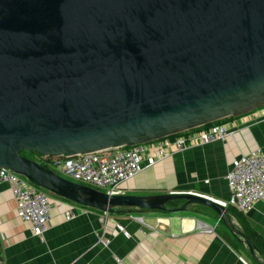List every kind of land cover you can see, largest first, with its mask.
<instances>
[{"label":"water","instance_id":"95a60500","mask_svg":"<svg viewBox=\"0 0 264 264\" xmlns=\"http://www.w3.org/2000/svg\"><path fill=\"white\" fill-rule=\"evenodd\" d=\"M262 107L264 0H0V169L77 206L107 215L200 206L264 264L216 200L108 195L19 154L133 147Z\"/></svg>","mask_w":264,"mask_h":264},{"label":"crops","instance_id":"0c3cea01","mask_svg":"<svg viewBox=\"0 0 264 264\" xmlns=\"http://www.w3.org/2000/svg\"><path fill=\"white\" fill-rule=\"evenodd\" d=\"M223 122H234L236 130L231 136L164 159L123 183L122 194L194 192L226 201L229 192L225 177L233 160L257 149L264 153V107ZM48 198V230L42 237H34L16 216L9 186L0 183L3 264H254L248 253L235 250L217 235L215 228H222L221 222L200 206L172 214L107 215L101 224L102 213L49 193ZM74 207L76 217L66 221L65 212ZM241 215L246 229L264 239V198ZM132 216L140 217L143 223ZM197 222L214 227V232L201 233Z\"/></svg>","mask_w":264,"mask_h":264},{"label":"built area","instance_id":"2783aa9c","mask_svg":"<svg viewBox=\"0 0 264 264\" xmlns=\"http://www.w3.org/2000/svg\"><path fill=\"white\" fill-rule=\"evenodd\" d=\"M225 119H231V117ZM225 119L204 128L193 129L133 147L107 149L70 157H39L38 162L46 169L52 170L73 183L108 195H119L122 194L123 183L164 159L187 148L222 141L227 136H231L236 130L235 124L223 122ZM225 180L229 196L226 201L218 202L242 214L251 210L264 198V153L257 149L248 155L235 158ZM0 183L9 186L19 221L27 226L32 236L42 237L48 230L50 219L51 203L48 193L25 177L3 168L0 169ZM77 213L78 210L75 207L70 208L64 214L65 220H72ZM106 216L107 214H103L100 217L101 224ZM131 218L138 223H143L138 216ZM196 228L203 234L214 232V227L201 222H197ZM107 244L108 242L104 243V245ZM0 264H3L1 259Z\"/></svg>","mask_w":264,"mask_h":264},{"label":"trees","instance_id":"16d2710c","mask_svg":"<svg viewBox=\"0 0 264 264\" xmlns=\"http://www.w3.org/2000/svg\"><path fill=\"white\" fill-rule=\"evenodd\" d=\"M222 121V120H220ZM220 121H217L215 123H219ZM211 124H208V125H205V126H202V127H199V128H204V127H207ZM21 156L27 158V159H30L32 161H37L38 162V156L32 152H25V151H21L19 153ZM39 163V162H38ZM42 166L43 168L46 169V167H44L43 165H40ZM43 191V190H42ZM45 192V191H44ZM170 206V205H169ZM172 207V206H171ZM203 208V207H202ZM87 209V208H85ZM206 209V208H205ZM87 210H91V209H87ZM209 210V209H207ZM93 212H98V211H95V210H91ZM227 211L229 213V215L231 217H234L239 226H240V230L242 231V233L244 235H246L250 240L251 242L253 243L254 247H255V250L257 251L258 253V256L259 258L263 259L264 260V239L255 235L254 233H252L251 231H249L248 229H246L245 227V223L243 221V218H242V215L241 213L235 211L234 209L230 208V207H227ZM100 213V212H99ZM221 224V223H220ZM222 228H219L218 226L215 228V232L217 233V235L222 239L224 240L227 244H229L232 248H234L235 250H243L245 253H248V251L239 243L237 242V240L235 238H233L229 233L228 231L225 229V227L221 224ZM249 254V253H248ZM254 263V262H253ZM255 264V263H254Z\"/></svg>","mask_w":264,"mask_h":264},{"label":"rangeland","instance_id":"374dc122","mask_svg":"<svg viewBox=\"0 0 264 264\" xmlns=\"http://www.w3.org/2000/svg\"><path fill=\"white\" fill-rule=\"evenodd\" d=\"M180 202L181 201H174V202L169 203V205L172 206V207H179V206H181V203ZM165 214H167V213H165ZM231 220L235 223V221L232 218H231Z\"/></svg>","mask_w":264,"mask_h":264}]
</instances>
